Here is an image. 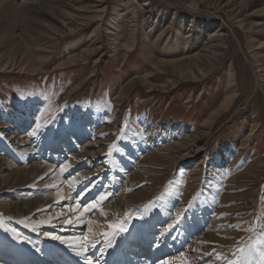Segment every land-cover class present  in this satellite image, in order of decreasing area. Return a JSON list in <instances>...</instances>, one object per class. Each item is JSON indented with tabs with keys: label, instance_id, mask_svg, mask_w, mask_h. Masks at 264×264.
Listing matches in <instances>:
<instances>
[{
	"label": "rangeland",
	"instance_id": "rangeland-1",
	"mask_svg": "<svg viewBox=\"0 0 264 264\" xmlns=\"http://www.w3.org/2000/svg\"><path fill=\"white\" fill-rule=\"evenodd\" d=\"M255 1L249 8L233 14L220 7L218 0H103L86 24L51 38L22 40V37L24 46L5 50L0 61V158L11 159L10 148L3 149L5 144L20 145L23 149L25 145L21 144L27 140L35 147L41 142L59 146L66 153L60 163L59 177L68 196L64 199L57 188L43 187L49 180L47 176L42 180L38 177L17 180L22 187L11 189L10 184L15 181L10 180L15 170L11 167L0 170V185L8 183L6 191H14L17 196H1L0 201L30 202L29 213L18 218H26L28 224L46 223L49 227L44 231L52 238L59 237L54 242L63 243L73 234L59 231L66 227L56 223L59 217L63 216L60 221H66L72 216L74 223L80 217L94 226L95 235L98 222L111 214L106 207L118 200L122 192L132 193L146 185L153 186L152 194L111 218V224H123L125 228L119 234L114 228L108 232L113 237L110 246H115L117 254L125 253L127 259L135 255H129L122 245L124 236L136 231L139 236H149L151 241L152 246L143 252L144 257L152 253L148 264H161L184 250L179 248L165 256L154 252V248L157 251L158 247L167 245L172 249L176 237L186 228L190 229L186 246L199 235L221 234L211 244L202 241L203 251L194 254L198 257L195 264H229L230 261L239 264V249L248 245L264 249V48H256L264 46L261 12L264 0ZM86 3L89 0H78L75 6ZM24 15L29 17L27 13ZM45 23L58 25L49 19ZM15 27L14 31L19 33L20 26ZM220 34L222 47L208 68L187 63L186 57L215 43ZM92 41L97 50L86 62L54 68ZM123 52L125 59L121 58ZM29 54H41L39 60L47 56L44 69L31 72L34 64L25 58ZM133 77L136 81L120 98L124 84ZM230 82H234L231 87ZM29 96L41 99L42 109L31 108L33 111L20 115L25 112L21 111V105L27 103ZM68 101L80 111L88 107L84 113L103 115L105 121H93L88 114L82 128L77 123L82 121V112L71 118L58 112ZM99 108L101 112L97 113ZM212 114L217 116L211 119ZM15 115L29 121L27 130V127L9 130ZM67 124L75 128L69 134L64 129ZM253 126L256 134L245 139ZM28 131L32 135L22 138ZM188 135L198 138L190 147L177 152L179 158L191 155L199 147L206 148L188 164L182 160L167 163L168 160L162 159L158 163L147 159L149 153L173 146ZM226 149L230 151L228 156H225ZM220 153L223 155L219 166L215 157ZM16 154L23 156L21 152ZM201 156H204L203 171L196 166ZM45 157L41 158L43 161L40 159L42 165L55 166ZM15 161L20 166L18 158ZM135 172L142 173L144 180L126 191L127 179ZM161 193H165L164 198L154 206L152 202ZM105 194L107 198L99 201ZM50 196L52 199L46 204H51L53 209L42 212V201ZM93 204L94 207H89ZM178 213L181 220L173 232L162 237L161 233L176 221ZM153 215L159 221L150 220ZM4 223L0 226L11 236L5 246L8 252L19 241L29 253L39 256L32 245L26 244L35 231L23 230L16 225L18 222L12 226ZM153 225H158V230ZM236 225L239 227H233ZM73 228L74 225L67 226V229ZM221 237L230 241H222ZM36 240L45 244L44 248L49 246L48 238L36 237ZM0 245L4 248V244ZM96 247L93 259H97L100 251ZM8 257V253L0 255V264L15 261ZM167 261L170 264L171 260ZM177 263L182 262L174 264ZM248 264H262L261 257L249 256Z\"/></svg>",
	"mask_w": 264,
	"mask_h": 264
},
{
	"label": "bare ground",
	"instance_id": "bare-ground-1",
	"mask_svg": "<svg viewBox=\"0 0 264 264\" xmlns=\"http://www.w3.org/2000/svg\"><path fill=\"white\" fill-rule=\"evenodd\" d=\"M77 1L78 0H0V34H3L2 38L0 39V61H1V59H4L3 58V52L5 50L14 49L17 47L24 46V44H23L24 41H22V40H24L25 37L27 38V40L35 39V38L40 39V37L51 38L50 37L51 35H57L60 32L63 33L64 30L65 31H71L70 28H73V30H74V29L78 28L79 26L86 24L87 22L91 21V19H93V17L90 14H92L93 12H97V10H98L97 8H98L99 3L103 2V0H89V3H86L83 6H77L76 7L75 2H77ZM218 2H219L220 7L226 9L227 11H229L233 14H238L242 10L249 8L256 1L255 0H218ZM261 12H262V15H264V8L261 10ZM24 13L29 14V17L25 16ZM48 19L54 21L59 26L49 24V23H45V20H48ZM16 25L20 26V28L18 29V30H20V32L18 31L20 34L14 31V28H16L15 27ZM257 25H260V24H257ZM22 37H23V39H22ZM221 40H222V35L220 34V35H218V39L216 40L215 43H210L209 46L203 47L200 51L195 53L194 56L190 55V56L186 57L187 63L188 64L189 63H196V64H200V65L204 66L205 68H208L212 64V61L216 58L217 54L219 53L218 51L222 47V41ZM94 44H95L94 41H92L87 48L81 50L77 54L69 55L68 57L65 58V60L58 63L54 68H63V67H66L67 65H70V64H72V65L76 64L77 62H79V63L80 62L81 63L86 62L89 59V57L91 55H94V53L97 50V47L94 46ZM126 47H128V46H126ZM256 48L262 49V48H264V46L259 45ZM14 53H16V52H14ZM29 56L30 57H26V55H25V58L27 60L30 59V61L33 62V64H34V66L30 69L31 72L32 71L35 72L38 69L39 70L44 69L43 68L44 67L43 61L46 59L47 56H44L42 58V60H39V58L41 57V54H34V55L29 54ZM125 57H126V53L123 52V54L121 55V58L125 59ZM6 63H8V62H6ZM135 81H136V77H133V78L129 79L124 84V88L121 89V92L119 94L120 98L124 96V93H126L128 91V88H130ZM230 83L231 84H229V87H231L234 84V82H230ZM20 102H23V100L20 99ZM26 102L27 103H23L21 105V111H25V112L20 113V115H24L27 112H31L33 110L42 109L41 105H42L43 101L41 102V99L40 100L39 99H33L32 96L31 97L29 96L28 101H26ZM86 110H88V107ZM86 110L80 111L79 109L74 108L73 103L71 101H68L63 105L62 111L60 110L58 112L62 113V114H60L61 116L69 115L70 118H71V116H73V115L77 116V114L79 112H82L80 115V117H82V121L77 122L79 125H81V127L87 122L86 119L88 118V116H87L88 114H89V118L91 117V120L94 119L95 121H99L100 123H101V121L102 122L105 121L103 115H99L96 113H94V115H92L91 112H89L88 114H87V112L84 113ZM101 110H102V108H101ZM100 112L101 111L99 108L97 113H100ZM20 115H18V116L15 115V118L13 119V120H15V122L8 126L9 130H12L14 128H23L24 129L28 126L29 121H27L26 118L22 120L20 118L21 117ZM216 116H217V114H212V116L210 118L213 119ZM78 117H79V115H78ZM24 120H26V121H24ZM59 120H61V119L59 118ZM88 121H90V119ZM28 127L25 130H27ZM64 129L67 132V134H69L72 132V129H75V128H73L72 125L67 124V126H64ZM31 131L30 132L28 131L29 133L21 135V137L22 138H26V137L29 138L30 135H32ZM256 131H257V129L254 128V126H253V128H251L248 131V133L245 135V139H249V138L253 137L256 134ZM22 133H23V131L20 134H22ZM77 133H79V131H77ZM80 135L82 136V134H80ZM22 138H19V139H22ZM197 138H198V136H196V135H192V136L188 135L187 137L183 138L180 142H177L173 146H165L161 149H158L156 152L149 153L147 155V159L149 160V162H158V163L162 159L168 160L167 163H174V162H177L178 160H182L183 162L186 161L185 163L188 164L191 159L193 160L194 158H196V156H198V154L202 153L206 148L203 149V147H199V148L195 149L191 155H187L184 158H179V156L177 155V152H179L181 149L184 150V149L190 147V145L193 144L197 140ZM46 143L47 142H43V143L41 142L38 147H35V146H32L33 143H31L30 141L28 142L26 140L25 142H23L21 144V146L25 145V147L23 149L22 148L20 149V147H19L20 145H18L17 147L8 146L5 144V141H4L5 145H4L3 149H7L8 147L10 148V150H9L10 154L9 155L11 156V159H7V157L4 159L0 158V170L15 167V170L13 171L14 177L10 179V180H12V179L15 180V181H12L10 184L11 189L22 187L21 186L22 184L20 182H17V180L26 179L29 177H32V178L34 177V179L36 177H38V179H39L41 177L47 176L49 178L48 182L45 183V184H47V186H44L45 185L44 184L43 187L57 188L59 191V196H63L64 199H66V196H68V192H67L66 188L62 185L63 181L59 177V175L61 176L60 163L62 162L61 160H63L64 157H66V153L59 146L46 145ZM8 144H10V143H8ZM1 145L3 146V144H1ZM165 149H167V150L165 151ZM65 151H66V149H65ZM171 151H172V153H170ZM16 152L17 153H20V152L23 153V156L18 157V154H16ZM3 153L5 154V156L7 155L5 152H3ZM228 154H230V151H227V149H226L225 150V156H228ZM73 155H71V156H73ZM222 155L223 154L220 153L218 156L215 157V161L217 164L219 163V166L222 165V163H221L222 162V159H221ZM45 156L47 157V159L50 158V160H52L55 163V166L54 165L46 166L45 164L42 165L40 159L44 158ZM73 157H75V155ZM15 158H18L19 162H21L20 166H16L14 164V162H16ZM203 158H204V156H201L200 159H202V160L200 162H198V164L196 165L200 169H202V171L204 168L203 167L204 166ZM32 160H34L35 162H33ZM30 161H32V162L30 163L29 166L26 167V164ZM56 161H59V162L56 163ZM146 162L148 163V161H146ZM141 163H143V162H141ZM141 163L139 162V164H141ZM72 164L73 163H71V166H72ZM71 166H70V168H71ZM143 168H144V166H143ZM142 176H143L142 173L141 174L140 173L131 174V176L128 177V179H127V182L125 185V190L126 189L131 190V187H134L139 182L143 181L144 176L143 177ZM49 182H51V183H49ZM6 184H8V183L1 184L3 186L0 185V197L1 196H8L9 197V195L11 197L17 196V194H15L14 191H12V192L6 191V189H9V186H7ZM153 192H154L153 186H147V185L144 188L137 190V191H134L132 193L122 192L120 195L121 197L118 200H114L113 202H111L106 207V209L108 211H110L111 214L108 216L106 215V217H104L101 222H98V226H96V228H95V229H98L95 232L98 235L93 234L94 226L93 225H92L93 227L89 226V224L86 220L81 221L80 217H79V219H77L75 221V223H74V221L71 222L72 216L66 220L67 222L63 221V220L60 221L61 217H63V216L59 217L58 219H56L57 220L56 223L66 225V227L62 228L59 231H62V232L67 231V233L73 234V237L67 238V239H69V241H65V242L63 241V243H62V241H60V243L54 242L52 236L49 235L47 231H44V230H46V227L47 228L49 227L48 225H46V223L28 224L25 222L26 218L23 220L18 218V216H23L24 213H26V215L29 213L30 209L32 208V206H30V202H22V201H18V200L6 201V202L0 201V223L5 222L4 225L6 224L9 226H12L13 224L18 222V224H16V225H20V227L23 230L24 229L25 230L30 229L29 231H31V232L35 231L33 234L34 236H32L31 238H27L29 241L26 242V244L32 245L33 246L32 248L36 251L35 253L38 254L39 256H37V255L34 256L32 253H29L28 249L26 248V245L19 244L18 243L19 241H16L15 245L12 248H10L11 251L9 250L10 252H8L7 248H5V246H6V242L8 240L10 241L11 236L1 226H0V237H2L3 239L0 241V243L4 244V248L0 247V255H3V253H5V254L8 253L9 254L8 258L9 259L12 258V260H15L14 262H10V260H8V261L6 260L5 261L6 264H15V263L16 264H20V263L21 264H43V263H45V264H48V263L85 264L86 259L88 262L90 261V264H91L92 260L95 261V260H100V259H101V261H99V263L97 262L96 264H129V262H126V263L123 262L125 260V258L127 257V255H125V257H123L121 259H120V257H118L115 261H113V259L116 257V251L114 250L115 246H110L111 244L108 243L109 240H111V242L113 241L112 235H110V233H108V232H110L114 229L109 228L108 226L113 221V219L111 220V218L116 213H117L115 215L116 217L123 214L124 212H126L127 209L135 206L136 204H138L140 201L144 200L147 196H149ZM67 198H69V197H67ZM51 199H52V196H50L47 199L45 198V200L42 201L43 205H44L42 210H41L42 212L47 213L51 209H53L51 204H46ZM55 204L56 203L54 202V205ZM70 209L71 208H68V211H70ZM65 212H67V210ZM43 215H45V214H43ZM150 218H151L150 220H152L153 218H156V216L153 215ZM147 221H148V219H147ZM152 221L154 222V221H159V220L153 219ZM70 225H74L73 230L67 229V226L69 227ZM13 228H17V227H13ZM152 228H154V230H158V225H153ZM210 229H212V227ZM189 231H190V229L186 228L180 232V234L176 237V239H177L176 244L175 245L173 244L172 249L169 248L167 245L166 246L164 245L165 247L163 249L167 252L166 255L170 252L174 253V250L176 251L179 248H183V250H184L179 256H176V257L172 256L171 258H167L166 260H171L170 264H174L175 262H182L183 264H191V263L195 264L196 258H198V257H195L194 254H197L199 251H203V249L201 247L202 241L210 243L211 241H216L218 239L217 236L221 235V234H219V232L216 234L206 233L203 236L199 235L198 238L196 237L194 240H192V243L190 244V246H188V245L186 246L185 243H186V241L189 240ZM133 232L134 233H130L129 235L124 236L123 239H125V240H124L122 247L129 249L130 252H132V254H133V252L136 253L139 250V252H138L139 254L136 253L135 255H133L131 257V259H132L131 262H133L134 264H142V263L148 264L150 261V259L148 257L152 256V253L147 254L145 257L142 253V251L144 249L148 248L146 245L147 239L145 238L144 243L141 245L140 243H141V241L143 242V236H139V234L136 231H133ZM99 233H101V234H99ZM105 233H108L109 235L106 237L104 235ZM74 235H76V236H74ZM115 236H116V234H115ZM36 237H39L40 239H47L48 238L47 245H49V246L48 247L45 246L46 248H44L45 244L37 243L38 241L36 240ZM148 238H149V236H148ZM153 238H154V236H153ZM115 239H117V238H115ZM221 240L227 241V242L230 241V240L226 239L225 237H221ZM197 244H200V245H197ZM210 244L207 245L206 248H208V249L211 248ZM96 245H97V247L100 248V251L98 250L99 251L98 252L99 254L97 255L98 257L95 256V257H97V259H95V258L93 259L92 257H94V255H95L94 254V250H95L94 247H96ZM140 245H141V248L138 249V247ZM14 250H16V251L14 252ZM151 250H153V249H151ZM160 250L161 249L156 251L154 248L153 251L157 253ZM5 251H7V252H5ZM153 251H151V252H153ZM70 252H71V254H70ZM105 254H106V258L105 257L102 258V256H105ZM129 255H131V253ZM203 256H204V254H203ZM76 261H78V262L74 263ZM81 261H84V262L82 263ZM182 263H177V264H182Z\"/></svg>",
	"mask_w": 264,
	"mask_h": 264
},
{
	"label": "snow or ice",
	"instance_id": "snow-or-ice-1",
	"mask_svg": "<svg viewBox=\"0 0 264 264\" xmlns=\"http://www.w3.org/2000/svg\"><path fill=\"white\" fill-rule=\"evenodd\" d=\"M33 134H35V133H33ZM110 148H111V146H110ZM64 167L66 168L67 165H65ZM62 171H63V169H62ZM40 179L42 180L43 177H41ZM164 196H165V193H161V195L159 197H157V200L153 201L152 204L155 206L156 204H158V202L161 199L164 198ZM106 198H107L106 194L105 195H101L99 197L100 201H103ZM94 206H95V204L90 205L89 207H94ZM137 211H139V210H137ZM125 215H127V213ZM180 220H181V215L178 213L176 221H174L171 224H168L167 227H165L164 231L161 233V236L163 237V236L169 234L170 231L174 230V227L178 224V222ZM108 227L116 229V234H119V233L125 231V228H124L123 224H110ZM233 227H239V225H236V226H233ZM249 230H251V229H249ZM104 235L107 237L109 234L105 233ZM53 239H59V237H55L54 236ZM108 243L111 244V240H109ZM158 246H159V244H157V247ZM256 254H258L261 257L262 264H264V249H256L253 245H248V246H246L244 248L239 249V253H238L239 264H248V257L252 256V255H256ZM85 264H90V262H88L87 259H86ZM161 264H169V262L167 260H164V261L161 262ZM229 264H235V262H231L230 261Z\"/></svg>",
	"mask_w": 264,
	"mask_h": 264
}]
</instances>
